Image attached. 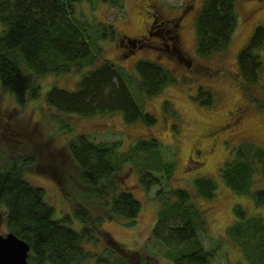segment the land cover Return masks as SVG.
I'll return each instance as SVG.
<instances>
[{
    "label": "trees",
    "instance_id": "16d2710c",
    "mask_svg": "<svg viewBox=\"0 0 264 264\" xmlns=\"http://www.w3.org/2000/svg\"><path fill=\"white\" fill-rule=\"evenodd\" d=\"M102 1L112 5L101 6L100 0H0V95L10 99L7 95L10 94L18 109L25 108L29 100L43 97L44 105L57 112L55 118L62 114L85 119L110 113L121 114L126 123L154 125L155 116L144 111L137 98L142 94L152 98L176 79L168 68L149 59L136 62L140 91L137 95L129 87L134 80L124 76L110 59L82 73L75 89L52 86L44 96L41 94L40 77L74 75L75 78L82 72L80 69L98 62L103 51L98 45L100 38L109 37L113 41L120 38L121 42L125 39L110 24L102 23L92 30L81 22V17L89 16L88 9L97 8L95 14L100 19L110 7L118 6L123 11V0ZM237 1L203 0L194 24L199 55L215 53L230 42L237 22ZM150 14L152 22L159 16L153 10ZM158 30L155 26L146 30L145 36L127 37V41L135 40V46L151 45L153 37H160L155 34ZM263 41L264 27L259 25L237 56L240 73L251 82L262 72L263 60L254 51ZM205 93L199 94L198 99L205 103L204 98L208 97L206 101L211 102L212 94ZM165 104L170 106L169 102ZM10 127L8 121L3 130L0 126V149L5 145L1 133L9 132L10 138L17 133ZM61 127L71 131L68 124ZM208 131L207 137L214 142L221 137L232 138L230 129L219 133L212 127ZM18 140L22 141L19 137ZM65 144L74 162V173L63 178L57 168L51 175L63 197L71 203L72 217L80 221V230L70 227V215L55 219L54 208L45 200L44 189L28 180L26 171L35 164L34 156L26 157L21 149H17L14 156L0 150V223L6 227L0 234L14 232L29 243V264H82L86 261L135 264L137 259V263L147 264L148 258L142 257L139 249L126 248L100 229L106 219L128 226L136 222L141 204L120 178L126 165L138 174L141 188L150 191L156 187L154 199L160 208L150 234L161 246L156 255L170 264L232 263L234 259L230 254H221L224 248L220 241H212L209 251L203 240L207 235V211L201 208L200 200L215 197L218 183L202 176L193 186H172L175 162L163 158L155 137L138 139L124 151L119 150L120 139L96 142L85 134L71 136ZM258 174L264 177V148L254 143L239 146L219 171L223 188L249 196L256 207H263L264 189H253ZM239 207L234 208L237 219L227 231L229 238L236 243L244 264H264V219L249 218L245 209ZM89 243L94 250H87L85 245ZM218 257L225 261L217 262ZM237 261V264L242 263L239 258Z\"/></svg>",
    "mask_w": 264,
    "mask_h": 264
},
{
    "label": "rangeland",
    "instance_id": "374dc122",
    "mask_svg": "<svg viewBox=\"0 0 264 264\" xmlns=\"http://www.w3.org/2000/svg\"><path fill=\"white\" fill-rule=\"evenodd\" d=\"M202 3L203 0H123V11L119 10L118 6L110 7L105 15H102L105 16L103 19L96 16L97 8L88 9V17L81 13V22L92 30L102 23L110 24L119 36H124L125 44L120 38L116 41L109 37L100 38L98 45L103 51L98 62L80 69L82 72L77 73L75 78L74 75H56V78L46 75L38 79L42 85L43 96L52 86L72 90L76 88L82 73L93 69L103 60L110 59L124 76L134 80L129 87L131 92L137 95L140 91L136 62L140 59L158 62L172 72L176 81L152 98L143 94L140 99L137 98L143 110L155 116L154 125L147 127L141 123H126L121 114L110 113L85 119L61 114L60 121L55 118L57 112L44 105L43 97L36 99L40 100L39 103L29 100L25 108L18 109L15 108L10 94H7L10 99L0 95V126L3 130L8 121L12 131L13 128L17 131L12 138L9 137V132L4 135L1 133L5 145L0 150L9 156L16 155L17 149H21L26 157L33 155L36 162L27 168L28 180L44 189L45 200L54 208L55 219L70 215V227L80 230V221L72 217L71 203L63 197L56 180L48 174V170L52 173L57 168L62 171L63 178L74 173V162L66 151L67 139L76 134H85L96 142L120 139L122 144L119 150L124 151L138 139L155 137L163 158L175 162L174 177L170 180L172 186H193L195 180L202 176L218 183L219 191L215 197L200 200L203 204L201 208L207 211V235L203 238L204 244L211 251L212 241H220L221 247L224 248L221 254L227 252L234 259L231 264H237L238 258L242 260L241 264H244V257L237 251L236 243L229 238L227 232L237 219L234 208L240 205L239 208L245 209L247 217L264 219V206L256 207L251 197L241 196L223 188L219 171L242 144L254 143L264 148V41L254 51L263 60L262 72L255 81L251 82L240 73L237 61L238 53L248 44L255 28L259 25L264 27V0H238L235 6L237 22L230 42L223 49L206 56L199 55L195 46L194 24ZM100 5L110 6L112 3L100 0ZM151 10L174 20L181 15L176 32L172 34L177 45L170 47L179 55L182 54L180 57L184 58L182 60L185 62L177 56L169 57L155 49L154 40L151 45L134 46L135 43H128L127 37L140 38L146 34L153 17ZM161 36L165 37L163 31ZM158 39L161 40L160 37ZM53 81L59 85L53 83L45 86ZM200 88L202 92L212 94L211 102L206 101L208 97L204 98L205 103L198 99ZM165 102H169L170 106ZM243 105L247 107L248 114L242 122L243 116L239 112L237 117L241 123L238 131L233 132L232 138H220L213 142L207 137V132H210L208 130L216 124L225 123L228 116ZM62 124H68L71 131L62 128ZM233 126H226V129L231 130ZM120 178L126 189L140 202V212L132 226L106 219L100 229L126 248L139 249L141 256L148 258L147 264H170L161 255L155 254L160 251L161 246L150 238L160 208L159 202L154 199L156 187L150 191L141 188L138 174L128 165L122 168ZM255 179L253 189H264V177L258 174ZM63 191L67 193L65 188ZM5 228V225L0 223L2 232ZM102 238L104 239V236ZM85 247L87 250L95 249L90 243ZM99 248L101 249V245ZM224 261V258H217L219 263ZM137 262L138 259L135 264H140ZM82 264L94 262L86 261Z\"/></svg>",
    "mask_w": 264,
    "mask_h": 264
},
{
    "label": "flooded vegetation",
    "instance_id": "af4514ba",
    "mask_svg": "<svg viewBox=\"0 0 264 264\" xmlns=\"http://www.w3.org/2000/svg\"><path fill=\"white\" fill-rule=\"evenodd\" d=\"M180 20H181V15H179L177 17V19H175V20L172 18H165L163 15L156 16L155 20L153 22L151 21V23L149 24L147 32L151 28H154L155 26L158 27V29L160 31H163V34L165 35V39L167 37H169L170 41H169V43H164L163 41H161L163 39L159 40L158 37L152 36L153 40H154L153 44H154L155 48L159 49L160 51H162L163 53H165L169 57L170 56L171 57L177 56L181 61L185 62L184 60H182L184 58L180 57V56H182V54L179 55L177 52H174L170 47L171 45H175V44L177 45L176 38L172 39L170 37V34H173L176 32V25H177V23L180 22ZM165 42H167V41H165ZM134 43H131V44H134ZM234 111H235V113H233L231 116H228L227 121L225 123H220V124H216L213 126V129L215 130V132L222 133L226 129V126H230V125H234L233 129H231L229 131L230 134H233L234 131H238L241 122L238 121L237 115L239 114V112L242 114V116H243L242 122H243L244 119L246 118L247 114H248V109L246 106L243 105L241 107L236 108Z\"/></svg>",
    "mask_w": 264,
    "mask_h": 264
},
{
    "label": "water",
    "instance_id": "95a60500",
    "mask_svg": "<svg viewBox=\"0 0 264 264\" xmlns=\"http://www.w3.org/2000/svg\"><path fill=\"white\" fill-rule=\"evenodd\" d=\"M30 247L12 233L0 234V264H29Z\"/></svg>",
    "mask_w": 264,
    "mask_h": 264
},
{
    "label": "bare ground",
    "instance_id": "6f19581e",
    "mask_svg": "<svg viewBox=\"0 0 264 264\" xmlns=\"http://www.w3.org/2000/svg\"><path fill=\"white\" fill-rule=\"evenodd\" d=\"M253 36H254V32H253L252 36L250 37L249 42L251 41V39H252ZM249 42H248V43H249ZM261 44H262V42L259 43L258 48L261 46ZM240 52H241V51H240ZM240 52L238 53V55L240 54ZM212 54H213V53H212ZM210 55H211V54H210ZM201 93H202V91H199V94H200V95H201ZM205 94H206V93H205ZM48 174L52 177V175H51V173H50V170H48ZM52 178H53V177H52ZM7 233H12V234H14V236H16L18 239L22 240L23 242H25V243L30 247L29 243H28L26 240H24L23 238L19 237V236L16 235L14 232H7Z\"/></svg>",
    "mask_w": 264,
    "mask_h": 264
},
{
    "label": "clouds",
    "instance_id": "9594fccd",
    "mask_svg": "<svg viewBox=\"0 0 264 264\" xmlns=\"http://www.w3.org/2000/svg\"><path fill=\"white\" fill-rule=\"evenodd\" d=\"M170 37L172 38V34H170ZM172 39H173V38H172ZM166 41H167V43H169V41H170V40H169V37H167V40H166ZM238 56H239V55H238ZM200 91H202L201 88H200Z\"/></svg>",
    "mask_w": 264,
    "mask_h": 264
}]
</instances>
